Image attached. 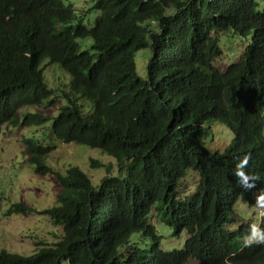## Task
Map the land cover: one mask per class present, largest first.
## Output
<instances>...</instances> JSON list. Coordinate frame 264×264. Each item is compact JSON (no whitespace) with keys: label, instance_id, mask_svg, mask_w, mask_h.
Instances as JSON below:
<instances>
[{"label":"trees","instance_id":"1","mask_svg":"<svg viewBox=\"0 0 264 264\" xmlns=\"http://www.w3.org/2000/svg\"><path fill=\"white\" fill-rule=\"evenodd\" d=\"M89 1L0 0V132L50 121V138L113 161L89 159L105 172L93 185L77 165L47 164L55 143L22 138L33 172L60 189L50 207L6 214L40 213L61 235L28 255L0 249V264H264V241L233 225L241 202L256 205L264 235V0ZM229 32L247 43L218 68ZM53 63L58 84L44 73ZM217 121L233 134L223 151L204 140ZM158 222L185 232L182 248H161Z\"/></svg>","mask_w":264,"mask_h":264},{"label":"rangeland","instance_id":"2","mask_svg":"<svg viewBox=\"0 0 264 264\" xmlns=\"http://www.w3.org/2000/svg\"><path fill=\"white\" fill-rule=\"evenodd\" d=\"M63 1L73 4L77 11L82 8L86 9L91 4L89 0ZM94 15L93 10L86 12L84 23L89 24ZM84 41L88 42L89 46L90 39L79 40L82 49L86 48L82 45ZM246 43L247 40L241 39L231 32L222 34L219 37L222 53L214 60V65L223 68L226 64L235 62ZM149 56V48H142L135 53V65L138 75L144 76L146 61ZM62 71L57 64H47L44 73L48 83L58 84L59 75L62 74ZM64 74L67 76L66 73ZM29 110H40V107H28V109L22 111ZM42 113L44 114L45 111ZM48 126H50V121L39 126L29 125L18 128L5 126L0 132V249L28 255L36 250L38 247L37 242L42 241L50 244L61 235L60 226L52 225L49 218L40 213L6 214L10 204L19 201L38 211L50 207L56 203V193L60 189L52 175L42 176L33 172L32 165L26 161L27 155L23 152L22 138L35 137L44 144L55 143V149L49 154L47 164L60 172L63 171L65 165H77L90 177L93 185L99 182L105 172L101 168H90L89 159L93 157L92 159H100L104 162L112 159L111 156L103 154L100 150L82 144L59 143L57 140L50 138ZM207 129L204 131V140L205 144L211 149L223 151L233 138V134L228 127L219 121L211 123ZM193 181L194 179L188 181L187 184L192 185ZM254 197L257 201L260 199V195L256 193ZM240 212L242 214L248 213V215L243 214V217H239ZM234 217H236V222L233 225L244 224L245 229L250 234L252 227L257 228L259 223L256 205L247 206L245 202L240 203L237 208V215H234ZM149 221L153 224L157 223L154 217H151ZM155 227L158 234L162 236L160 242L162 249L171 250L183 247L186 238L185 232H182L180 237H174L171 229L163 223L158 222ZM250 234L247 233L245 239ZM139 235L135 233L131 236V239H137ZM247 239L249 240L248 237ZM184 264L199 263L190 259Z\"/></svg>","mask_w":264,"mask_h":264},{"label":"clouds","instance_id":"3","mask_svg":"<svg viewBox=\"0 0 264 264\" xmlns=\"http://www.w3.org/2000/svg\"><path fill=\"white\" fill-rule=\"evenodd\" d=\"M247 237L249 238L250 241L247 239ZM247 237L245 239L246 242H251V239H252V241L254 239H257L259 241H264V235H262L255 226L252 227L251 235H249Z\"/></svg>","mask_w":264,"mask_h":264}]
</instances>
